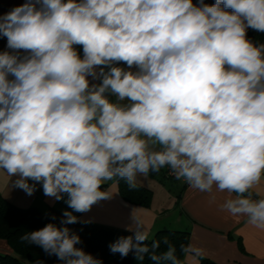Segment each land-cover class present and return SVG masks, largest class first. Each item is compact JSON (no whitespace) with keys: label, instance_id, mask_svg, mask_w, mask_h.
Listing matches in <instances>:
<instances>
[{"label":"clouds","instance_id":"clouds-1","mask_svg":"<svg viewBox=\"0 0 264 264\" xmlns=\"http://www.w3.org/2000/svg\"><path fill=\"white\" fill-rule=\"evenodd\" d=\"M249 29L264 34V0H25L0 14V170L27 195L39 183L85 213L111 199L106 182L135 188L167 167L200 192L234 193L222 210L264 229V196L253 195L264 180V43ZM63 217L21 239L63 264H102L66 226L78 218ZM131 220L111 253L184 264L167 240L159 255V241L149 247L135 209Z\"/></svg>","mask_w":264,"mask_h":264},{"label":"crops","instance_id":"crops-1","mask_svg":"<svg viewBox=\"0 0 264 264\" xmlns=\"http://www.w3.org/2000/svg\"><path fill=\"white\" fill-rule=\"evenodd\" d=\"M24 2L0 0V14ZM74 47L83 58L82 46ZM0 51H9L6 37L0 36ZM115 66L127 67L123 62ZM89 79L92 83H99V80ZM158 175L163 181L162 169L137 177L136 183L151 190L147 206L124 200L119 193L117 181H109L102 186V190L109 191L111 199L99 201L88 212H74L65 202L67 194L64 199L56 201L45 196L42 185L37 183L36 190L29 196L23 190L12 187L11 181L15 178L9 177L3 170H0V195L18 207L37 206L42 210L53 207L61 213L72 211L78 221L126 231L132 223L131 214L135 209L149 228V238L160 230L187 232V245L193 244L200 248L202 255L193 260L186 259L183 253L181 261L184 264H264V229L249 224L246 217H233L221 208L234 193L218 191L215 186L211 193L200 192L175 179L161 183L157 179ZM257 190L264 196V180L258 189L253 190L254 198L259 199L261 197L255 195ZM11 251L8 244L0 239V252Z\"/></svg>","mask_w":264,"mask_h":264},{"label":"trees","instance_id":"trees-1","mask_svg":"<svg viewBox=\"0 0 264 264\" xmlns=\"http://www.w3.org/2000/svg\"><path fill=\"white\" fill-rule=\"evenodd\" d=\"M204 2L211 5L215 0H204ZM193 3H197V0H193ZM248 38L257 44L264 43V34L251 29L248 30ZM117 184L124 200L148 205L151 196L150 189L138 183L135 188H129L124 180H119ZM63 219V213L56 208L50 207L47 210H42L37 206L22 208L13 205L0 195V239L12 249L11 252H0V264H63L55 255H48L40 247L21 239L49 223H54L58 227L64 226L61 224ZM66 226L79 235L81 243L77 247L83 248L86 253L100 259L102 264H156L149 258L151 252L145 254L143 260L136 259L135 254L131 252L126 257L110 252L111 243L121 236L133 235L132 232L81 221ZM187 236V232L160 230L149 238L147 243L150 247L153 241H159L160 247L156 250V254L159 255L167 250L168 245L164 243L167 240L175 246L176 255L181 260L183 255L181 245H187Z\"/></svg>","mask_w":264,"mask_h":264},{"label":"built area","instance_id":"built-area-1","mask_svg":"<svg viewBox=\"0 0 264 264\" xmlns=\"http://www.w3.org/2000/svg\"><path fill=\"white\" fill-rule=\"evenodd\" d=\"M162 176H163V178H166V179H175V180H178L179 182H181L183 184H187L184 180L177 179L175 174L167 167L162 169Z\"/></svg>","mask_w":264,"mask_h":264},{"label":"rangeland","instance_id":"rangeland-1","mask_svg":"<svg viewBox=\"0 0 264 264\" xmlns=\"http://www.w3.org/2000/svg\"><path fill=\"white\" fill-rule=\"evenodd\" d=\"M157 175V174H156ZM157 179L159 180V182H161V183H166V182H169V181H175V180H169V179H166V178H163V181H161L160 179H159V175L157 176ZM171 219V218H170Z\"/></svg>","mask_w":264,"mask_h":264}]
</instances>
